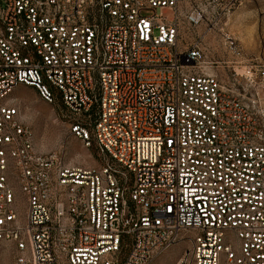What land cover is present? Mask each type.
I'll use <instances>...</instances> for the list:
<instances>
[{"label":"built area","instance_id":"built-area-1","mask_svg":"<svg viewBox=\"0 0 264 264\" xmlns=\"http://www.w3.org/2000/svg\"><path fill=\"white\" fill-rule=\"evenodd\" d=\"M195 1L0 0V264H264V64L209 73ZM19 85L101 163L41 152Z\"/></svg>","mask_w":264,"mask_h":264},{"label":"rangeland","instance_id":"rangeland-1","mask_svg":"<svg viewBox=\"0 0 264 264\" xmlns=\"http://www.w3.org/2000/svg\"><path fill=\"white\" fill-rule=\"evenodd\" d=\"M205 4L203 0H196L195 5ZM217 16L208 9L207 19L194 32L184 30L188 40L213 27L203 40L204 53L209 73L234 88L242 85L245 68L250 65L264 64V0H221ZM233 37L240 50V56H234L223 44L220 30ZM234 69V70H233ZM237 79V82L234 80ZM243 93L242 90L236 91ZM11 103L19 108L21 121L28 126L34 135L37 148L43 153L64 151L67 161L84 166H95L101 163L100 153L94 143L85 148L81 141L68 133V113L59 98L53 103L43 100L36 90L22 85L12 92ZM185 243H179L151 264H172L182 252ZM8 263L7 255H4Z\"/></svg>","mask_w":264,"mask_h":264}]
</instances>
